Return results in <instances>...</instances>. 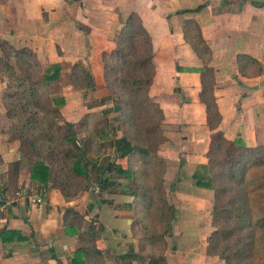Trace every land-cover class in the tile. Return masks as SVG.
<instances>
[{"label":"trees","instance_id":"obj_1","mask_svg":"<svg viewBox=\"0 0 264 264\" xmlns=\"http://www.w3.org/2000/svg\"><path fill=\"white\" fill-rule=\"evenodd\" d=\"M205 6L179 10L177 14L199 12ZM120 23L114 38L117 47L102 54L105 77L121 88L118 91L111 84L113 106L107 112L123 113L121 119L128 115L124 107L127 104L129 113L136 114L134 122L146 139L155 136V140L146 143L127 135L110 134L111 123L107 118L92 123V127L86 117L80 127L74 122L62 124L59 119L63 117L62 107L67 104V98L57 94L63 79L62 63L42 69L43 63L34 49L16 47L0 37V79L6 83L3 103L12 119L7 134L10 140L19 142L20 154L11 163V172L18 173L26 160L30 179L40 195L58 189L70 201L84 190L91 189L93 194L84 213L74 207L62 208L67 232L77 234L81 242L70 264H109L112 258L116 264H168L166 235L172 234L177 209L165 193L167 160L158 155L159 145L166 141L161 134L166 114L150 93L157 72L153 38L136 12L121 17ZM183 35L202 62L198 69L203 88L200 100L206 105L207 125L213 131L206 153L208 162L204 170L198 169L193 174L197 186L215 193L212 210L215 229L207 238V254L218 256L225 264H264V144L251 146L241 136L230 139L223 130H216L222 115L214 94L212 49L194 18L184 20ZM238 64L244 76L264 73V64L250 55L240 54ZM69 82L80 90L95 89L97 78L91 62L86 58L74 61ZM107 148L113 149L112 155L106 154ZM134 155L150 163L151 183L139 179L135 168H125L120 162ZM106 192L114 197H107ZM120 193L149 206L156 205L160 225L145 227L150 233L146 238L157 249L144 253L130 245L122 253L105 251L97 244L104 224L91 219L84 229L87 216L102 204L114 206L115 196ZM126 203L131 206V202Z\"/></svg>","mask_w":264,"mask_h":264},{"label":"crops","instance_id":"obj_2","mask_svg":"<svg viewBox=\"0 0 264 264\" xmlns=\"http://www.w3.org/2000/svg\"><path fill=\"white\" fill-rule=\"evenodd\" d=\"M86 3L97 6L94 9ZM201 4L207 6L199 12L177 14ZM132 12L141 16L152 35L160 80L165 82L162 74L172 68L170 82L180 86V94L190 98L191 104L199 106V119L212 134L206 105L200 100L203 88L198 69L202 62L183 35L184 20L196 19L213 52L214 94L222 115L216 130H223L230 139L241 136L251 146L264 144V73L244 76L238 64L240 54L264 64V0H0V37L16 47L34 49L41 61L45 55L46 59L55 56L48 64L63 60L64 69L66 59L49 55L55 47L65 56L69 52L73 60L86 58L88 62L90 55L102 50L106 38L114 39L120 18ZM86 30L87 38L82 40ZM91 36L101 41L94 46ZM5 90L6 83L0 79V264H70L81 242L77 234L67 232L62 208L82 210L57 189L40 195L23 163L18 173L11 172V163L20 154L19 142L7 134L12 119L3 103ZM33 197L42 202H33ZM106 230L105 226L103 232ZM113 247L107 245L112 251Z\"/></svg>","mask_w":264,"mask_h":264},{"label":"rangeland","instance_id":"obj_3","mask_svg":"<svg viewBox=\"0 0 264 264\" xmlns=\"http://www.w3.org/2000/svg\"><path fill=\"white\" fill-rule=\"evenodd\" d=\"M93 1L96 0H91V2ZM89 5L94 9L97 6V4L93 6L86 3V6ZM77 11L78 15H80L82 7ZM99 20L102 21V16ZM120 25L121 23L117 25L116 33L121 27ZM96 31L92 30V32ZM83 32L86 35L82 36V40H85L89 32L87 30ZM98 36L90 37V41L94 46L95 42L101 41V38ZM116 47L117 43L114 39L108 41L106 38L105 43L101 47L102 50H97L94 55L89 56L92 69L97 78L96 88L90 91L75 88L69 82L71 66L77 60H73L74 56L68 55L69 52L65 56V52L59 46L55 47L53 54H49L61 56L60 58L64 59V61L66 59L65 62H67L65 64L66 68L64 67L63 69V79L59 85L60 90L57 93L67 98V104L62 107L63 117L59 121L62 124L74 122L80 127L82 120H85L86 117L91 122L92 127V123L107 118L111 123L108 127L110 134L117 137L127 135L139 143H146L148 140L153 141L155 140V136L150 135V139H146L140 127L136 126L134 122L136 114L134 112L129 113L130 109L127 104L124 107L128 115H125L121 119L120 117H122L123 113L117 111L107 112L113 106L111 84L118 91L121 88L118 86V83L114 84L113 81L107 80L105 77L102 54L104 51L111 52ZM54 57L46 59V55L43 56L42 69H46L50 65L48 64L49 59L52 61ZM177 71H179L178 67ZM173 74L172 68L165 70L162 74L165 82H162L160 80L161 76L159 77V74L157 75L156 72L157 80L154 81V85L150 89L152 97L159 101L166 114L164 123L161 126V134L165 136L166 141L164 140L159 145L158 155L167 160L168 169L165 173V193L167 198L176 205L177 209V220L173 226L172 234L166 235L168 243L166 250L167 263L225 264L224 261L218 259V256L207 254V238L215 229L212 216L215 193L212 190L198 188L191 175L198 169L204 170L203 167L208 162L206 156L208 146L206 144L210 143L209 137L211 132L205 127L206 124L199 119L202 111L199 106L191 104L190 98L180 94V86L177 87L175 86L176 83L174 85V83L170 82L172 78L174 79ZM121 93L123 97L126 96L125 92L121 91ZM104 97L109 98L104 101ZM98 103L101 105H98ZM105 151L107 155H112L113 149L107 148ZM120 162L125 168H135L137 174L140 175L139 179L144 178L147 183H151L153 172L148 160L134 155L130 158L120 159ZM23 165L28 172L26 160L23 161ZM95 192L98 193V189ZM60 194L67 200L61 191ZM106 196L114 197L113 194L108 192H106ZM115 197L116 202L114 206L103 205L97 207L94 213L87 216L84 229L88 228L87 222H91V219H97V221H102L105 224L107 230L100 232V236L97 238L98 246H101L105 251L108 250L107 245L114 246V252L117 253L127 251L130 245H133L136 251L144 253L157 249L146 238L150 236V233H147L148 230L145 227H158L160 225V222L156 219L158 214L156 205L152 204L149 206L144 204L140 199L135 200L130 195L122 193ZM92 198V191L88 189L82 191L75 199L70 201L71 205L78 207L84 213L88 210V205ZM126 202H131V206H127ZM106 238H108L107 242ZM108 263L116 264L113 258L109 259Z\"/></svg>","mask_w":264,"mask_h":264},{"label":"built area","instance_id":"obj_4","mask_svg":"<svg viewBox=\"0 0 264 264\" xmlns=\"http://www.w3.org/2000/svg\"><path fill=\"white\" fill-rule=\"evenodd\" d=\"M32 201H33V202H37V203H41V202H42V199L39 198V197H33V198H32Z\"/></svg>","mask_w":264,"mask_h":264},{"label":"water","instance_id":"obj_5","mask_svg":"<svg viewBox=\"0 0 264 264\" xmlns=\"http://www.w3.org/2000/svg\"><path fill=\"white\" fill-rule=\"evenodd\" d=\"M1 201H2V198H1V193H0V203H1Z\"/></svg>","mask_w":264,"mask_h":264}]
</instances>
